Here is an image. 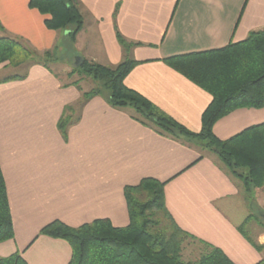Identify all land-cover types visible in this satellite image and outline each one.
I'll use <instances>...</instances> for the list:
<instances>
[{"label": "crops", "instance_id": "obj_1", "mask_svg": "<svg viewBox=\"0 0 264 264\" xmlns=\"http://www.w3.org/2000/svg\"><path fill=\"white\" fill-rule=\"evenodd\" d=\"M29 1L0 0V36L22 38L42 54L67 33L47 29L48 17ZM79 1L85 25L75 47L83 58L119 65L125 54L117 32L138 44L131 51L138 65L126 87L194 133L213 98L164 60L220 49L264 30V0ZM30 66L25 79L0 83V166L15 233L0 244V257L19 252L27 264H69L70 244L41 230L54 221L78 228L102 219L127 227L124 190L151 178L166 183V208L180 229L221 249L233 264H264V232L250 237L259 251L238 230L251 216L243 185L214 154L198 161V149L159 135L104 96L79 106L84 81L79 88L53 69ZM8 69L0 66V74ZM68 106L75 114L64 139L58 123ZM263 123L264 108L237 109L213 132L225 141Z\"/></svg>", "mask_w": 264, "mask_h": 264}, {"label": "trees", "instance_id": "obj_2", "mask_svg": "<svg viewBox=\"0 0 264 264\" xmlns=\"http://www.w3.org/2000/svg\"><path fill=\"white\" fill-rule=\"evenodd\" d=\"M29 7L48 17L45 19L47 29L66 32L67 35L53 50L42 54L22 38L6 34L0 36V66L42 65L52 71L50 64L58 62L60 48L73 52L75 59L80 57L76 52V38L83 31L85 21L79 0H30ZM0 32L5 33L1 22ZM116 38L125 54L119 65L105 66L84 58L81 66L75 64L76 69L70 76L79 74L80 80L72 84L81 88V81L93 83L92 89L83 94L79 106L93 97L104 96L113 108L131 109L136 120L159 135L198 149L202 154L198 161L204 153L214 154L227 174L242 183L247 196L254 191L264 193V123L225 141L213 132L219 119L237 109L264 108V30L252 32L246 40L220 49L164 60L213 98L202 115V129L198 133L189 131L143 95L126 87V77L138 65L131 59V51L138 44L128 42L119 32ZM26 76L5 77L0 83L23 80ZM74 112L75 108L66 107L59 120L58 128L64 139L70 125H73ZM3 177L0 166V244L15 237ZM165 186V182L147 178L136 186L125 188L124 198L130 217L127 227H114L107 219L78 228L54 221L46 225L39 235L68 242L72 248L69 264H233L221 249L197 241L178 227L166 208ZM255 200L252 197V201ZM245 225L238 230L261 251L263 247L253 242L244 230ZM190 241H197L201 247L195 260L186 261L183 256ZM0 264H27V261L17 252L0 257Z\"/></svg>", "mask_w": 264, "mask_h": 264}, {"label": "rangeland", "instance_id": "obj_3", "mask_svg": "<svg viewBox=\"0 0 264 264\" xmlns=\"http://www.w3.org/2000/svg\"><path fill=\"white\" fill-rule=\"evenodd\" d=\"M57 59L58 62L51 63L50 66L51 68L58 74L60 77L63 78V81L65 83H70L73 81H78L80 80L79 74L74 75L71 77V73L76 69L75 67V54L73 52H66L62 48L58 51ZM76 52L79 54L81 58L83 56L77 51ZM30 65H22L19 68H9L8 70L4 71L2 74H0V79L4 77H9V76H26L29 73ZM82 83V81H81ZM82 88L86 92L90 91L93 83L90 82V80H85L84 83H82ZM69 114V113H68ZM251 195H245V197L248 199V206H249V211H250V220L249 222L245 225V231L251 237L252 239H255L257 236V233H262L264 232V196H258V193L256 191L251 192ZM252 197H255V202L252 201ZM263 223V224H262ZM201 246L199 244L194 243L193 241H190L189 245L187 244V247L184 251V258L186 261H193L196 256L199 253V248Z\"/></svg>", "mask_w": 264, "mask_h": 264}, {"label": "water", "instance_id": "obj_4", "mask_svg": "<svg viewBox=\"0 0 264 264\" xmlns=\"http://www.w3.org/2000/svg\"><path fill=\"white\" fill-rule=\"evenodd\" d=\"M83 62V59L81 57H76V62L74 64H76V66H81ZM264 218V216H262Z\"/></svg>", "mask_w": 264, "mask_h": 264}]
</instances>
